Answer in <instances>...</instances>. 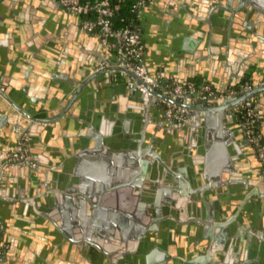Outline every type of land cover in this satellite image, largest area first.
<instances>
[{
  "label": "crops",
  "instance_id": "1",
  "mask_svg": "<svg viewBox=\"0 0 264 264\" xmlns=\"http://www.w3.org/2000/svg\"><path fill=\"white\" fill-rule=\"evenodd\" d=\"M217 1L149 0L137 18L147 68L164 80L173 77L187 83L199 79L219 91L238 87L244 78L263 83L264 0ZM98 55L105 57L109 65L119 61L116 52L103 49L99 33L86 31L81 17L69 13L59 0H0V89L35 117L60 112L68 98L57 104L54 96L62 94L68 82L87 71ZM109 75H101V83L87 87L58 124L38 123L40 128L33 133L37 169L27 174L10 169L0 184L6 264H264L262 182L253 186L258 193L244 211L237 213L219 248L212 247L215 242L202 229L184 234L185 225L180 223H175L173 231L180 243H168L165 248L160 243L138 246L131 257L123 260L105 259L96 245L83 240L93 241L98 236L99 223L113 221L117 201L121 205L125 201L117 188L124 189L132 173L142 172L141 167L136 171L128 163L120 166L113 151L89 153L83 162L78 157L74 160L76 151L93 147L106 113L116 114L114 98L124 96L118 88L127 85V78L120 76L115 81ZM92 91L103 92L100 97L104 96V100L90 95ZM254 98L264 134V91ZM3 115L8 118L0 129V164L17 144L14 123L20 121V125L29 127L32 123L25 121L0 94V117ZM149 115L154 120L151 128L160 132L166 121L160 101ZM223 129L241 162L239 174L245 173L243 176L247 175L250 182L255 181L261 165L254 148L247 147L241 124L228 122ZM109 134L114 142L125 143L130 133L114 124ZM41 181H57L63 188L59 189L60 198L44 196L31 202L36 195H43H31L32 185ZM68 189L87 192L67 193ZM68 196L75 200L66 201ZM153 199L161 208L168 204L165 192ZM178 201L172 199V205ZM138 211L139 218L145 219ZM150 224L154 225L152 220ZM157 230L149 233L150 237L161 235L163 239V226ZM193 259L201 260L193 263Z\"/></svg>",
  "mask_w": 264,
  "mask_h": 264
},
{
  "label": "water",
  "instance_id": "2",
  "mask_svg": "<svg viewBox=\"0 0 264 264\" xmlns=\"http://www.w3.org/2000/svg\"><path fill=\"white\" fill-rule=\"evenodd\" d=\"M223 1L225 0H221V2ZM103 49L105 50L104 46ZM106 51L109 50L106 49ZM104 60L105 57L98 55L87 71L68 82L62 94L54 96L56 103L66 97L68 102L60 112L50 117H35L0 89V94L24 117V120L32 122L29 127V138L31 152L35 160L38 157L33 146V133H35V129L40 128L38 123L43 125L58 124L65 118L68 110L87 87L93 86V83H101V75L112 74L114 70L122 69L116 66L117 62L113 65H105L107 62ZM125 70L130 75H134L131 71ZM148 71L153 76L157 75L156 71L151 68H148ZM262 82L263 84L260 85L261 81L253 80L254 89L252 91L239 97L221 100L214 105L185 104L192 110V113L182 122L166 120L161 124L160 132L151 128L150 122H154V120L149 113L152 108L157 105L160 98L177 104L182 103L160 94L150 86L152 95L144 94L128 84L120 86L118 89L124 96L116 97L113 100V111L116 114L110 116L106 113L104 126L99 130L93 147H83L76 151L74 160L78 157L83 162L89 153L113 151L120 159L118 162L120 166L128 163L136 171L141 167L142 172L132 173L128 185L124 189L117 188L116 192L122 193L127 202L123 200V205H121L122 202L120 204L117 201L118 203L115 205L117 211L113 221L99 223L100 228L96 232L98 238H94L93 241L86 238L83 240L96 245L105 259L123 260L131 257L138 246L144 247L150 244L155 246L160 243V246L165 248L168 243H180L179 236L173 233L175 223H180L185 225L184 234H191L194 230L198 232L202 229L203 233L205 231L206 235L212 237L210 239L215 242L212 247L219 248L224 243L226 233L231 229V224L236 219L237 213L244 211L248 203L254 199V194L258 193L253 190V186L258 185V179L264 180V175L262 176L260 172L256 180L252 182L249 181L250 178L248 177V179L247 175L243 176L245 173L239 174L242 169L241 162L232 148L227 131L223 129V127L226 128L228 122L241 124L238 116L234 111H230V108L245 97L254 96L256 93L264 91V81ZM108 91L105 92L108 93ZM101 93L103 92L92 91L90 95L93 97L97 95L98 99L104 100V96L100 97ZM6 116L0 117V129L6 123L5 120L8 118ZM191 121H194V124ZM20 123L17 121L14 124L18 126ZM114 124L130 133L129 136L126 135L128 142H114L113 137L109 134V127ZM190 124L192 128L189 127ZM194 127L196 129H193ZM136 128L138 131L135 130ZM150 132H153L154 135H150ZM149 138H152V142L149 141ZM247 147L249 150H253L249 144ZM10 169H17L27 174L34 173L37 167L21 164L9 165L4 168L0 184ZM59 189L63 188L57 181L52 184L48 181L33 184L31 195L37 193L43 195H36L35 199L30 201H40L44 199V196L60 198L62 194L59 193ZM78 191L87 192L84 189H68L66 192L76 193ZM164 192L168 196V204L161 208L154 203L153 197ZM89 196L94 197L90 193ZM77 197L82 200L81 195H77ZM118 199H120L119 196ZM172 199H178L179 203L172 205ZM70 200L74 201L75 198L71 199L68 196L66 201ZM231 201H234L233 204L236 203V205L232 206ZM138 210L143 212L145 219L139 218ZM119 215H121L120 219ZM150 220L154 225L150 224ZM160 225L163 226L164 238L162 239L161 235L158 238L150 237L149 233L158 231ZM77 237L82 239V236L77 235ZM190 239L195 240L196 238L191 237ZM200 260L193 259L191 262L197 263Z\"/></svg>",
  "mask_w": 264,
  "mask_h": 264
},
{
  "label": "built area",
  "instance_id": "3",
  "mask_svg": "<svg viewBox=\"0 0 264 264\" xmlns=\"http://www.w3.org/2000/svg\"><path fill=\"white\" fill-rule=\"evenodd\" d=\"M129 1L134 17L124 26H116V21L118 11L126 0H59V4L69 13L80 16L82 27L88 32L99 33L103 46L116 52L119 57L116 66L122 69L114 70L109 75L111 80L116 81L120 76H124L130 87L144 94L152 95L150 86L160 94L182 103L177 104L163 98L159 99L164 106V116L167 121L176 123L184 121L192 112L185 104L214 105L221 100L239 97L254 89L252 82H245L236 88L219 91L209 82L199 85L194 81L180 83L173 77L164 80L159 75H151L143 61L145 44L137 29L139 13L149 0ZM125 69L134 75H130ZM231 108L240 119L245 139L254 148L264 172V134L259 127L261 117L255 105L254 96L245 97ZM14 130L18 134V141L0 164V179L4 168L9 165L21 164L32 167L37 165L31 152L29 126L20 125L14 127ZM4 229L5 224L0 219V264H6L5 248L2 244Z\"/></svg>",
  "mask_w": 264,
  "mask_h": 264
},
{
  "label": "trees",
  "instance_id": "4",
  "mask_svg": "<svg viewBox=\"0 0 264 264\" xmlns=\"http://www.w3.org/2000/svg\"><path fill=\"white\" fill-rule=\"evenodd\" d=\"M134 17V14L131 11L130 1L126 0V2L121 6V9L118 11L117 14V21L116 26H124L125 24L129 23ZM195 83L202 84L199 79H193ZM251 82L249 78H244L242 83Z\"/></svg>",
  "mask_w": 264,
  "mask_h": 264
},
{
  "label": "flooded vegetation",
  "instance_id": "5",
  "mask_svg": "<svg viewBox=\"0 0 264 264\" xmlns=\"http://www.w3.org/2000/svg\"><path fill=\"white\" fill-rule=\"evenodd\" d=\"M257 158H258V157H257ZM258 160H259V159H258ZM259 162H260V161H259ZM260 165H261V162H260ZM260 173L262 174V176L264 175L262 165L260 166ZM259 182L264 183V180L258 179V185H259Z\"/></svg>",
  "mask_w": 264,
  "mask_h": 264
}]
</instances>
